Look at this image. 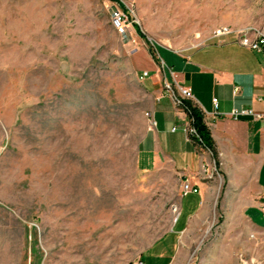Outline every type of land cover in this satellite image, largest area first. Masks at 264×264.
I'll list each match as a JSON object with an SVG mask.
<instances>
[{
  "label": "rangeland",
  "instance_id": "rangeland-1",
  "mask_svg": "<svg viewBox=\"0 0 264 264\" xmlns=\"http://www.w3.org/2000/svg\"><path fill=\"white\" fill-rule=\"evenodd\" d=\"M120 5L130 37L111 23ZM223 27L263 29L264 0H0V264H133L169 229L178 176L138 166L167 71L156 48L190 52ZM212 169L185 264H242V212Z\"/></svg>",
  "mask_w": 264,
  "mask_h": 264
},
{
  "label": "crops",
  "instance_id": "crops-1",
  "mask_svg": "<svg viewBox=\"0 0 264 264\" xmlns=\"http://www.w3.org/2000/svg\"><path fill=\"white\" fill-rule=\"evenodd\" d=\"M161 50V61L173 72L164 71L165 77L190 88L193 103L204 114L224 185L233 199L230 208L242 212L243 239L251 248L250 259L264 260V119L232 116L235 110L264 115V54L241 47L235 35H213L204 46L190 52ZM150 92L154 100L146 112L153 114L156 126L151 127L145 118L138 166L141 171L167 169L181 184L171 226L133 264H185L183 242H188L191 228L201 227L211 211L215 186L212 167L216 170V165L211 152L195 144L185 132L190 124L188 115L155 82ZM215 98L219 102L217 110ZM186 182L198 191L183 194Z\"/></svg>",
  "mask_w": 264,
  "mask_h": 264
},
{
  "label": "built area",
  "instance_id": "built-area-1",
  "mask_svg": "<svg viewBox=\"0 0 264 264\" xmlns=\"http://www.w3.org/2000/svg\"><path fill=\"white\" fill-rule=\"evenodd\" d=\"M121 6V5H120ZM116 6L111 11V23L115 29V32L119 36L130 37L131 31V22L128 14L126 13L123 7ZM227 35H235L236 43L241 47L259 54H264V28L263 29H251V30H242V31H233L229 28L223 27L218 29L214 33V37H222ZM164 71L169 70L173 75L171 68H169L164 62H162ZM144 77L150 76L149 72H145L143 74ZM163 91H165L170 98L173 100L176 107L180 108L183 105L184 100L194 101V96L190 88L180 86L177 83L170 82L166 77L163 79ZM213 105L215 110L218 109L219 102L218 99H213ZM253 115L255 119H264V115L253 114L250 110H242V111H233V118L237 119L241 116H250ZM145 118L149 121V125L151 127L156 126V121L154 120V116L151 112L145 113ZM185 132L188 134L190 139L195 138V140L201 144L202 140L199 137L196 129L192 126V122L190 121L189 126L185 129ZM176 131V128H173V132ZM198 190L192 186H190L187 182L183 185V194H188L190 192H197ZM175 213L177 212V207L174 208ZM136 264H143L142 261L137 262ZM242 264H262L255 259L244 260Z\"/></svg>",
  "mask_w": 264,
  "mask_h": 264
},
{
  "label": "trees",
  "instance_id": "trees-1",
  "mask_svg": "<svg viewBox=\"0 0 264 264\" xmlns=\"http://www.w3.org/2000/svg\"><path fill=\"white\" fill-rule=\"evenodd\" d=\"M157 51L162 48H156ZM181 109L188 115L192 126L196 129L202 143L199 144L195 138L191 139L195 144L207 149L211 152L215 165L219 166L218 152L215 147L211 131L205 123L204 114L202 110L190 100H184Z\"/></svg>",
  "mask_w": 264,
  "mask_h": 264
}]
</instances>
